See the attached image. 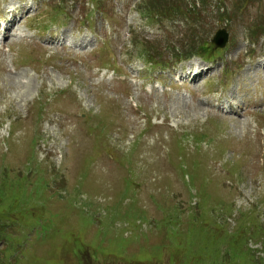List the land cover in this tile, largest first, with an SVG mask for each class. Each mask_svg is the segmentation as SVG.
<instances>
[{
	"label": "rangeland",
	"instance_id": "374dc122",
	"mask_svg": "<svg viewBox=\"0 0 264 264\" xmlns=\"http://www.w3.org/2000/svg\"><path fill=\"white\" fill-rule=\"evenodd\" d=\"M8 7L0 264H264V0Z\"/></svg>",
	"mask_w": 264,
	"mask_h": 264
},
{
	"label": "bare ground",
	"instance_id": "6f19581e",
	"mask_svg": "<svg viewBox=\"0 0 264 264\" xmlns=\"http://www.w3.org/2000/svg\"><path fill=\"white\" fill-rule=\"evenodd\" d=\"M2 12H3V21L7 22V24H6L7 28H6V34H5V37H6V36H9L10 29H12L13 31L16 30V24H15L16 23V20L13 19V16L12 15L5 14L6 13L5 10H3ZM19 39L20 40H27V38H25V37H20ZM83 43H84V41L81 42V44H83ZM260 64L261 65H259V64L257 65L260 68L259 70H264V62L261 61ZM256 69H257V67H256ZM200 72L201 71H199L198 73H200ZM224 102L225 103H228V100L225 99ZM205 110L207 112L210 111V110L213 111V109L210 106H207L205 108ZM247 128L248 127H246V129ZM253 173H254V169L252 167H247V168L245 167V176L252 175Z\"/></svg>",
	"mask_w": 264,
	"mask_h": 264
},
{
	"label": "water",
	"instance_id": "95a60500",
	"mask_svg": "<svg viewBox=\"0 0 264 264\" xmlns=\"http://www.w3.org/2000/svg\"><path fill=\"white\" fill-rule=\"evenodd\" d=\"M211 43L214 45L215 48H224L227 43L226 31L224 29L219 30L212 39Z\"/></svg>",
	"mask_w": 264,
	"mask_h": 264
},
{
	"label": "trees",
	"instance_id": "16d2710c",
	"mask_svg": "<svg viewBox=\"0 0 264 264\" xmlns=\"http://www.w3.org/2000/svg\"><path fill=\"white\" fill-rule=\"evenodd\" d=\"M152 9V8H151ZM149 259H151V258H149Z\"/></svg>",
	"mask_w": 264,
	"mask_h": 264
}]
</instances>
